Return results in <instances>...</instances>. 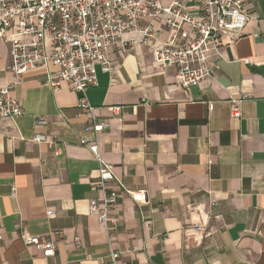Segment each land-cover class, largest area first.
Here are the masks:
<instances>
[{
  "label": "crops",
  "instance_id": "1",
  "mask_svg": "<svg viewBox=\"0 0 264 264\" xmlns=\"http://www.w3.org/2000/svg\"><path fill=\"white\" fill-rule=\"evenodd\" d=\"M243 1L245 28L223 33L212 77L190 91L147 46L109 49L113 71L99 68L88 89L110 124L100 149L147 201L122 192L108 228L89 214L99 161L81 141L89 119L79 94L64 82L54 90L44 67L16 82L24 113L0 120V264H111L114 251L117 264H264V0ZM156 26L167 42L164 16ZM9 61L0 42V69ZM10 79L0 70V87ZM22 232L53 237L55 255L25 245Z\"/></svg>",
  "mask_w": 264,
  "mask_h": 264
},
{
  "label": "built area",
  "instance_id": "2",
  "mask_svg": "<svg viewBox=\"0 0 264 264\" xmlns=\"http://www.w3.org/2000/svg\"><path fill=\"white\" fill-rule=\"evenodd\" d=\"M161 16L172 30L164 43L157 42L156 21ZM248 18L243 0H172L167 5L162 0H0V42L8 46L10 56L8 65L0 70L12 76L0 87V120L24 113L14 89L16 82L35 68L46 69V83L54 90L64 82L77 92L78 108L89 119L81 141L99 161V175L90 186L98 196L89 198V214L108 228L109 222H115L111 212L122 192L138 203L147 201L145 191H131L116 177L100 149L99 136L110 124L100 119L88 89L99 84V68L105 73L113 71L109 49L116 46L127 52L137 44L147 46L157 65L175 67L177 83L190 91L212 77L209 57L212 53L222 57L223 33L238 35ZM213 108L210 102L209 110ZM233 115L240 117L241 112ZM37 122L47 123L43 117ZM33 140L44 142L46 138L37 133ZM13 189L15 196V186ZM47 215L52 217L55 212L48 210ZM21 238L25 245L40 248L46 257L56 253L51 236L22 232ZM119 255L117 251L111 254V264H117Z\"/></svg>",
  "mask_w": 264,
  "mask_h": 264
}]
</instances>
